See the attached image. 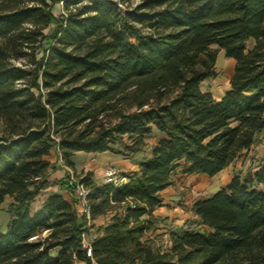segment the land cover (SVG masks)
<instances>
[{
  "label": "trees",
  "instance_id": "trees-1",
  "mask_svg": "<svg viewBox=\"0 0 264 264\" xmlns=\"http://www.w3.org/2000/svg\"><path fill=\"white\" fill-rule=\"evenodd\" d=\"M213 44L234 60L219 100L201 88ZM152 130L122 184L77 174L90 220L115 210L91 241L96 264H264V163L196 200L167 251L143 239L176 168L212 176L264 132V0H0V203L12 198L0 264H90L74 201L50 193L31 208L56 169L45 157L73 168L76 151L127 156Z\"/></svg>",
  "mask_w": 264,
  "mask_h": 264
},
{
  "label": "crops",
  "instance_id": "crops-1",
  "mask_svg": "<svg viewBox=\"0 0 264 264\" xmlns=\"http://www.w3.org/2000/svg\"><path fill=\"white\" fill-rule=\"evenodd\" d=\"M231 62L234 64V60L232 58ZM223 93L224 92H222L216 97H213L216 100H219ZM159 136L160 135H157V138ZM151 144H146L142 148V150L127 156L111 151H76L72 156L73 168H71V170L75 174H83L86 172H90L91 179L93 182L102 183L101 176L103 166L106 164H113L119 168L120 172L126 176L127 180L129 172L136 170L138 168L139 162L149 156ZM253 146L254 144L249 148L248 151H250ZM75 154H78L79 156L78 163L74 161ZM45 158L48 159L50 162H56L60 164V167H56L55 170L49 173L47 177L49 185L46 188L40 190V192H38V194L35 196L34 200L30 204L32 210L38 208L42 200L50 193L61 194L66 200L70 202H75L74 195L66 188V185L57 181V178H60V176L64 178L67 177V170L61 163L60 159L57 157L56 152L54 150H51L49 155H47ZM261 163H264V159L255 162L254 165L251 166L250 170H255ZM242 167V162L236 161L234 164H228L226 167H224L212 176H209L205 173H182L181 167L176 168L172 173V178L174 180L173 184L161 190V202L153 209L151 213V217L155 219V223L153 225L159 227L164 225L161 224L163 222L169 224L168 226H172L173 228H178L180 226L185 227L186 225L184 223L186 220L191 218L194 219V214L191 209L192 204L196 200L205 198L220 189L224 184H226L230 180L234 173L243 174L244 172L240 170ZM189 185H191L192 188H194L195 190L200 191L197 197L193 198L191 197V193L185 192L181 194V192L179 191L180 189L183 190L184 186ZM194 189H192V191ZM180 199H182V201H180ZM11 200L12 198L10 196H6L4 200L0 203V231H3L5 229L8 220V214L6 213L5 209ZM123 209V206H120L116 211L120 215L122 214ZM114 213L115 210L108 211L105 214L99 215L91 219L89 223L85 225L87 232L93 231L94 233L92 237H88L91 241L95 236L101 233L102 228L109 222L110 217ZM144 217L147 218L148 215L146 214ZM165 226L168 227L167 225ZM201 228L203 227L201 226ZM161 230L163 232L166 231V229ZM46 233L47 232H42L41 236H44ZM167 243L168 244L166 245L165 251H167L170 247L169 234ZM57 250L58 248H53L50 251V254L55 256Z\"/></svg>",
  "mask_w": 264,
  "mask_h": 264
},
{
  "label": "rangeland",
  "instance_id": "rangeland-1",
  "mask_svg": "<svg viewBox=\"0 0 264 264\" xmlns=\"http://www.w3.org/2000/svg\"><path fill=\"white\" fill-rule=\"evenodd\" d=\"M51 11L53 15L57 17L62 12L60 3L54 4L52 6ZM53 27H54V21H52L48 26V28H46L44 31L49 33ZM250 44L251 41L246 42L247 46H249ZM211 47L216 50L214 74L202 81L201 88L203 90L210 91L212 96L216 97L228 88L229 79L231 77L233 70V63L231 62V58L226 57L224 55V51L220 49L217 45L213 44L211 45ZM155 139H157V134L154 130H152L149 134L145 136V141L147 145L151 144ZM78 158H79L78 154H75L74 161L76 163L79 162ZM261 159H264V132L258 135L254 143V146L250 151L245 152L244 154H242V156L238 157L231 163L234 164L236 161H241L243 167L240 170L245 172L248 169H250L255 162L260 161ZM55 164L57 168L60 167V164L56 162ZM64 180L65 178L62 176H60V178H57V181H59L60 183H64ZM192 189L194 188H192V186L189 185V186H184L183 190L180 189L179 191L181 192V194L188 192L191 193V197L193 198L197 197L200 191L195 189L192 191ZM180 201H182V199H180ZM186 221H189L190 223L192 221V218ZM161 224L164 225L159 227L152 225V227L147 232L144 233L143 239H147L151 243L152 247L158 248L161 251H165L166 245L168 244L167 243L168 234H169L168 232L176 228H173L172 226H168L169 224L167 223L162 222ZM165 225H167L168 227H166ZM161 229H166V231L163 232ZM87 233H88L87 236L89 238L92 237L94 234L93 231L91 232L88 231Z\"/></svg>",
  "mask_w": 264,
  "mask_h": 264
},
{
  "label": "built area",
  "instance_id": "built-area-1",
  "mask_svg": "<svg viewBox=\"0 0 264 264\" xmlns=\"http://www.w3.org/2000/svg\"><path fill=\"white\" fill-rule=\"evenodd\" d=\"M64 167L67 170V177L65 178L66 186L74 195L78 214L83 215L86 218V224H88L90 221L91 211L90 204L87 198L89 188L80 180L81 176L75 174L71 170V168L65 165ZM101 178L103 183H108L113 186H118L126 180V177L120 172L119 168L113 164H106L103 166ZM86 231L87 230L85 228V231L81 233L79 247L82 250L84 256L86 258H89V263L96 264L92 257L91 240L88 238ZM71 264L87 263L85 258L81 259L77 255L73 254Z\"/></svg>",
  "mask_w": 264,
  "mask_h": 264
}]
</instances>
